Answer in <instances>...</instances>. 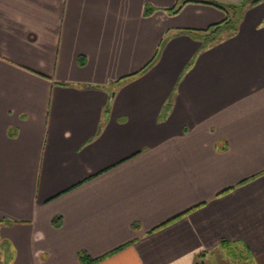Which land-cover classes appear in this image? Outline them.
Listing matches in <instances>:
<instances>
[{
	"label": "crops",
	"instance_id": "0c3cea01",
	"mask_svg": "<svg viewBox=\"0 0 264 264\" xmlns=\"http://www.w3.org/2000/svg\"><path fill=\"white\" fill-rule=\"evenodd\" d=\"M83 251L264 264V0H0V264Z\"/></svg>",
	"mask_w": 264,
	"mask_h": 264
},
{
	"label": "trees",
	"instance_id": "16d2710c",
	"mask_svg": "<svg viewBox=\"0 0 264 264\" xmlns=\"http://www.w3.org/2000/svg\"><path fill=\"white\" fill-rule=\"evenodd\" d=\"M258 1L259 0H253V2H258ZM179 8L180 7H176L175 11L179 10ZM241 8L242 7H240V8L238 7V9H236V11L238 12L239 10H241ZM236 17H237V14H236ZM237 21H238L237 18H230V19L225 20L224 23L227 22L226 25L229 24V26H231L232 28H236ZM221 27H222V23H217V24L212 25L211 28H214V30L212 32L215 34L218 30L221 29ZM169 107H170V104L167 105V109ZM222 244L235 257H240L241 256V253H239L240 255L238 254V252L237 253H232L233 252L232 251V245H233L232 243L223 241ZM5 247L7 248L6 245H5ZM6 251H7V254L10 252L9 249H6ZM9 255H10V253H9ZM201 258H204V257L201 256ZM80 260H81V264H94L98 259L92 258L86 251H83V252L80 253ZM199 264H206L205 260L204 259L201 260Z\"/></svg>",
	"mask_w": 264,
	"mask_h": 264
},
{
	"label": "rangeland",
	"instance_id": "374dc122",
	"mask_svg": "<svg viewBox=\"0 0 264 264\" xmlns=\"http://www.w3.org/2000/svg\"><path fill=\"white\" fill-rule=\"evenodd\" d=\"M239 4L241 5L242 3H239ZM232 251H233L232 253H237V250L233 247V245H232ZM226 252L228 254H231V252H229V250H227ZM224 264H232V261H230V262L224 261Z\"/></svg>",
	"mask_w": 264,
	"mask_h": 264
}]
</instances>
